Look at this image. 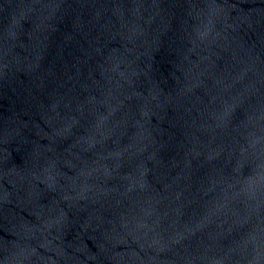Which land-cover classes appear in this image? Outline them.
<instances>
[{"label":"water","instance_id":"obj_1","mask_svg":"<svg viewBox=\"0 0 264 264\" xmlns=\"http://www.w3.org/2000/svg\"><path fill=\"white\" fill-rule=\"evenodd\" d=\"M0 264H264V0H0Z\"/></svg>","mask_w":264,"mask_h":264}]
</instances>
